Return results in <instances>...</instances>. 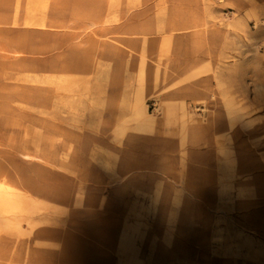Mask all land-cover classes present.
<instances>
[{
    "label": "rangeland",
    "instance_id": "374dc122",
    "mask_svg": "<svg viewBox=\"0 0 264 264\" xmlns=\"http://www.w3.org/2000/svg\"><path fill=\"white\" fill-rule=\"evenodd\" d=\"M209 5L201 57L145 55L124 106L101 58L0 73V264H264V0Z\"/></svg>",
    "mask_w": 264,
    "mask_h": 264
},
{
    "label": "crops",
    "instance_id": "0c3cea01",
    "mask_svg": "<svg viewBox=\"0 0 264 264\" xmlns=\"http://www.w3.org/2000/svg\"><path fill=\"white\" fill-rule=\"evenodd\" d=\"M210 0H0V73L15 75L16 66L33 59L49 72L116 74L105 81V98L119 106L139 88L143 57L161 56L170 46L176 72L201 57L209 24ZM35 43V44H34ZM188 53L187 45L192 48ZM188 55V56H187ZM71 58V61H69ZM186 58L188 61H185ZM87 64L85 65V62ZM168 95V94H167ZM170 96L184 95V89ZM120 115L122 109L105 113Z\"/></svg>",
    "mask_w": 264,
    "mask_h": 264
},
{
    "label": "bare ground",
    "instance_id": "6f19581e",
    "mask_svg": "<svg viewBox=\"0 0 264 264\" xmlns=\"http://www.w3.org/2000/svg\"><path fill=\"white\" fill-rule=\"evenodd\" d=\"M254 75H261V74H257V73H254ZM260 77V76H259ZM261 81V83H263L264 82V79H262V80H260ZM259 126V125H258ZM262 130H264V125H262V126H259V127H256L255 128V126L251 129V131L252 132H260V131H262ZM249 131V130H248Z\"/></svg>",
    "mask_w": 264,
    "mask_h": 264
}]
</instances>
